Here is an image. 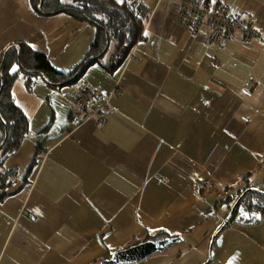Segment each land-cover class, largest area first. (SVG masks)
<instances>
[{"label":"crops","instance_id":"crops-1","mask_svg":"<svg viewBox=\"0 0 264 264\" xmlns=\"http://www.w3.org/2000/svg\"><path fill=\"white\" fill-rule=\"evenodd\" d=\"M225 1L257 24L259 38L209 45L176 21L177 0H137L149 17L122 63L111 49L81 83L54 88L39 76L29 88L23 74L16 79L31 133L12 154L17 173L0 185V264H99L160 230L152 239L181 236L186 245L126 264L207 260L228 195L264 184V0ZM97 32L65 12L43 16L30 0H0V59L23 41L69 72ZM79 84L120 92L103 115L81 121ZM255 239L231 247L236 254L251 240L264 256V238Z\"/></svg>","mask_w":264,"mask_h":264},{"label":"trees","instance_id":"trees-1","mask_svg":"<svg viewBox=\"0 0 264 264\" xmlns=\"http://www.w3.org/2000/svg\"><path fill=\"white\" fill-rule=\"evenodd\" d=\"M30 2L34 10L43 16L65 12L79 21L94 23L98 32L85 59L69 72L57 70L47 54L34 49L27 42L12 43L3 51L0 59L1 186H5L7 180H12L17 173L16 167L2 170L5 158L14 154L31 133L28 116L14 100L13 85L16 79L23 74L29 88L32 87L36 76L43 77L54 88L75 84L87 67L95 61H101L111 49L114 58H118V62L115 63L118 65L129 56L130 50L139 41L149 17V11L140 2L134 9L125 2L120 3L117 0H73L71 3L63 0H30ZM106 66L113 68L114 65L107 63ZM232 189L234 190L235 187L231 186L230 191L233 192ZM242 192L243 188L228 195L227 200H231L230 207ZM248 199V195L243 197L244 205ZM248 204L252 207L250 201ZM237 213L233 219L236 218ZM161 232L162 230L149 231L146 240L157 238Z\"/></svg>","mask_w":264,"mask_h":264},{"label":"built area","instance_id":"built-area-1","mask_svg":"<svg viewBox=\"0 0 264 264\" xmlns=\"http://www.w3.org/2000/svg\"><path fill=\"white\" fill-rule=\"evenodd\" d=\"M136 2L129 3L132 9L136 7ZM177 3L176 21L193 37L204 32L209 45L221 46L233 39L245 43L261 36L257 24L231 9L228 1L177 0ZM119 92L120 89L116 88L106 94L98 88L79 84L75 99L76 114L81 121L103 115L110 106V97Z\"/></svg>","mask_w":264,"mask_h":264},{"label":"rangeland","instance_id":"rangeland-1","mask_svg":"<svg viewBox=\"0 0 264 264\" xmlns=\"http://www.w3.org/2000/svg\"><path fill=\"white\" fill-rule=\"evenodd\" d=\"M37 77L38 76H36V78ZM15 165V155H9L3 162L2 170L4 171L5 169H10L13 167H16L18 169V167ZM29 166L30 164L28 162H24V164H22V166L19 168L20 174L25 173ZM260 189L264 190V184L260 187ZM247 195L249 196V199H251V197L257 196L254 192H251ZM247 212L250 211L240 209V213L236 216V218L232 219L229 226L220 233L214 245V260L208 264H257L256 260L248 261L246 259V256H244V254L246 253L251 254V252L247 250V245H249L252 252H256L257 256L255 257L259 259L258 264H262V262H264V256H262L259 249V247L262 245H256V243L254 244L251 242V240H248L250 241V244H243L242 246H240L237 249L236 254L231 247V244L237 240L256 238L254 241L260 242V240L264 238V216H262V218L258 219L256 222L247 224L244 222L245 218H243L245 216L244 214H246ZM253 212L258 213L257 211ZM184 245L186 244L174 243L165 251L172 253L174 249L183 248ZM260 260L262 262H260Z\"/></svg>","mask_w":264,"mask_h":264},{"label":"water","instance_id":"water-1","mask_svg":"<svg viewBox=\"0 0 264 264\" xmlns=\"http://www.w3.org/2000/svg\"><path fill=\"white\" fill-rule=\"evenodd\" d=\"M254 192L260 195H264V190L260 189V187L251 186L246 188L240 196L237 198L238 200L233 204L230 209L229 214L225 217V219L221 222L218 228L212 234V239L210 242V249L207 260L201 264H208L214 260L213 252L214 245L220 233L229 226L230 221L233 219L234 215L240 211V203L247 194ZM245 218L244 222L250 224L252 222H256L258 219L262 218V214L260 212H247L244 214ZM184 237L181 236H172L163 238L160 240L148 239L146 241L138 242L137 244L125 247V249L118 250L114 252L111 258H107L102 261L101 264H126V263H138L141 260L148 258L150 255L165 251L169 246L174 243H178L183 240Z\"/></svg>","mask_w":264,"mask_h":264},{"label":"flooded vegetation","instance_id":"flooded-vegetation-1","mask_svg":"<svg viewBox=\"0 0 264 264\" xmlns=\"http://www.w3.org/2000/svg\"><path fill=\"white\" fill-rule=\"evenodd\" d=\"M256 195L257 196H255V197L259 198V200H256L255 202H252V204H251L252 207L250 206V204H248V201H247L245 203V205L243 204V202H241L240 206H239L240 207L239 209H242V210H245V211H250L251 213L253 211H257V212H260L264 216V195H260V194H257V193H256ZM239 213H240V211L237 213V215ZM111 256H108V258H111Z\"/></svg>","mask_w":264,"mask_h":264},{"label":"bare ground","instance_id":"bare-ground-1","mask_svg":"<svg viewBox=\"0 0 264 264\" xmlns=\"http://www.w3.org/2000/svg\"><path fill=\"white\" fill-rule=\"evenodd\" d=\"M107 259V258H106Z\"/></svg>","mask_w":264,"mask_h":264}]
</instances>
